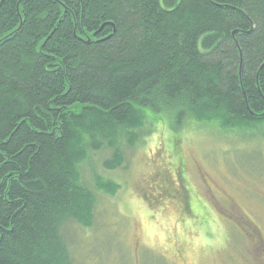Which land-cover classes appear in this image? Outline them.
<instances>
[{
	"label": "trees",
	"instance_id": "obj_1",
	"mask_svg": "<svg viewBox=\"0 0 264 264\" xmlns=\"http://www.w3.org/2000/svg\"><path fill=\"white\" fill-rule=\"evenodd\" d=\"M148 110L264 126V0H0V264H74L64 230L96 202L80 169L123 166Z\"/></svg>",
	"mask_w": 264,
	"mask_h": 264
},
{
	"label": "rangeland",
	"instance_id": "obj_2",
	"mask_svg": "<svg viewBox=\"0 0 264 264\" xmlns=\"http://www.w3.org/2000/svg\"><path fill=\"white\" fill-rule=\"evenodd\" d=\"M147 116L123 166L105 167L102 150L80 169L96 202L91 228L64 230L74 264H260L233 224L258 226L264 239V126L179 128ZM99 181L120 187L111 196Z\"/></svg>",
	"mask_w": 264,
	"mask_h": 264
},
{
	"label": "flooded vegetation",
	"instance_id": "obj_3",
	"mask_svg": "<svg viewBox=\"0 0 264 264\" xmlns=\"http://www.w3.org/2000/svg\"><path fill=\"white\" fill-rule=\"evenodd\" d=\"M191 206L193 208V205ZM233 226L238 229V231H241V233H243L244 230L247 232L246 235L251 237L253 241V246L251 247L249 254L258 257L260 259L259 263L264 264V239L258 229V226H255L256 228H252L251 230L250 227L240 224L239 221L238 224H233Z\"/></svg>",
	"mask_w": 264,
	"mask_h": 264
}]
</instances>
